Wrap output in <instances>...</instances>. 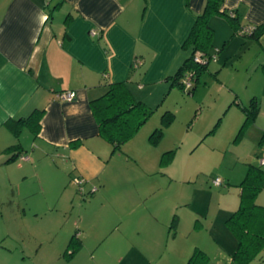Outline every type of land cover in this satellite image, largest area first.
<instances>
[{
    "label": "crops",
    "instance_id": "0c3cea01",
    "mask_svg": "<svg viewBox=\"0 0 264 264\" xmlns=\"http://www.w3.org/2000/svg\"><path fill=\"white\" fill-rule=\"evenodd\" d=\"M205 1L0 0V203L12 206L35 188L45 193L52 184L48 180L59 191L55 199L45 200V211L29 200V212L23 204L20 212L4 214L3 223L18 221L20 213L29 224L15 233L11 226H0V264H186L195 248L208 255V264H239L231 258L237 242L226 233L214 235L209 247L192 243L186 253L170 240L181 235V217L171 236L170 230L160 231L170 222L166 215L163 225L164 210L174 212L184 203L182 195L168 207L163 200L144 203L153 196V185L119 182L113 194L108 192V163L123 144L111 152L90 107V100L116 82H125L136 99L158 107L173 89L171 76L189 56L183 44ZM222 8L233 11L243 27L264 22V0H224ZM209 23L214 29L209 52L224 58L214 69L219 73L235 56L240 61L228 81L218 78L231 94L228 107L244 116L241 106L252 97L258 101L259 111L244 137L254 129L249 136L254 134L255 162L248 164L259 165L257 158L264 155V32L258 40L233 33L221 15ZM135 59L140 63L134 65ZM241 69L244 95L234 80ZM64 90L75 91V98L59 99L56 94ZM38 113L37 128L27 124L26 118ZM73 141H79L76 147L70 146ZM147 149L154 160L156 151ZM134 156L143 175L152 172L145 165L150 155ZM78 177L85 179L84 190L96 186L84 202L72 194ZM256 202L264 205L261 195ZM74 234L79 249L66 256ZM162 238L170 243L159 253ZM248 264H264V248Z\"/></svg>",
    "mask_w": 264,
    "mask_h": 264
},
{
    "label": "rangeland",
    "instance_id": "374dc122",
    "mask_svg": "<svg viewBox=\"0 0 264 264\" xmlns=\"http://www.w3.org/2000/svg\"><path fill=\"white\" fill-rule=\"evenodd\" d=\"M223 59L217 56L215 59H209L206 66L199 72L198 80L195 79L197 83L193 80V86L196 85L193 92H187L179 85L172 86L173 89L168 90L164 95L163 102L158 107L155 105L152 108L154 111L149 118L122 145L119 155L110 159L108 165L111 174L107 173L109 177H104L105 186L109 188L110 194L115 192L117 189L115 184L119 182L126 185L155 186L153 196L144 201L147 206L155 200H163L165 206L169 207L171 199L182 195L184 203L174 209V212L171 207L164 210L162 218L164 220L167 215L170 222L162 226L160 231L165 234L167 230H170L171 236L175 231L173 228L170 229L173 216L181 217L183 222L181 235L175 240H170L174 242L176 248L183 249L186 253L190 251L192 243L198 245L207 243V247L212 246L215 243L214 235L217 234L226 233L230 236L228 240H236L225 220L238 207V184L245 175L248 163L255 162L251 154L257 149L253 144V138H250L254 135V129L248 131L247 137H244L243 132L239 135L244 116L243 114L241 116L238 109L228 107L231 94L218 81V78L223 81L231 78V72L240 65L239 57L228 59L218 73L214 68L217 65L221 67L224 63ZM243 74L241 69L239 74L234 76L242 95L246 93L242 88V83H245ZM166 109L174 114L168 124H165L161 118ZM159 126L163 127V134L157 142H153L149 135L155 127ZM250 132H253L251 136H249ZM147 147L156 151L155 161ZM26 148L31 152L28 144ZM170 149L174 150V153L168 163L161 167L160 155ZM137 154L151 156L145 164L149 171H152L151 173L142 174L138 160L135 158L137 156H134ZM257 163L259 164V158ZM140 166L143 165L140 164ZM161 168L165 169L160 170ZM216 178L221 180L217 185L213 183ZM48 183L52 184L47 185L45 193H40L35 188L32 195L37 196L30 195L24 199L19 196L12 206L9 202L0 203V213L2 212L0 226H11L10 229L15 233L24 225H28L29 223H23V215L20 213L17 214L18 221L14 217V220L3 223L4 214L9 216L12 211L14 214L20 212L23 204L28 207L29 212V200L32 203L41 204V209L44 210L45 200L49 197L55 199L59 192L58 187L57 190L54 187L55 182L48 180ZM74 187L76 190L72 187V194L75 199L84 202L89 198L87 190H84L82 194L76 185ZM93 187L96 186H91L89 189ZM258 195H261L264 201V187ZM128 197L127 193L126 198ZM36 198L42 203L34 202ZM165 221L162 222L163 225ZM164 238L159 239L160 243L157 240L161 251L159 253L164 252L165 247L170 243L167 245ZM228 240H226L227 244Z\"/></svg>",
    "mask_w": 264,
    "mask_h": 264
},
{
    "label": "trees",
    "instance_id": "16d2710c",
    "mask_svg": "<svg viewBox=\"0 0 264 264\" xmlns=\"http://www.w3.org/2000/svg\"><path fill=\"white\" fill-rule=\"evenodd\" d=\"M224 0H206L201 13L196 16L195 22L184 41L183 47L190 50L189 56L171 76V84L179 85L181 76L188 70H193L194 81L198 80L199 72L206 64H198L193 61L196 52L210 54L214 29L209 20L214 15L225 17L232 27L233 33H240L242 36L258 40L264 32V22L252 26L249 31L241 32L243 28L238 16L233 11H227L222 8ZM70 18L66 17V22ZM196 79V80H195ZM195 85L187 92H193ZM235 104H239L233 101ZM90 107L97 122L99 135L111 145V152L114 153L120 149L121 145L130 139L140 128V126L149 118L154 111L144 102L136 99L128 89L125 82H116L109 84L107 91L98 98L90 100ZM244 112V119L239 129V135H244L246 128L256 118L259 111V104L255 97H252L248 104L241 106ZM174 114L171 111H164L161 118L165 124H168ZM40 113L26 118L27 124L37 128ZM20 120H18V123ZM18 126V125H17ZM244 130V131H243ZM163 134V127H155L150 133L149 138L157 142ZM79 141L70 143L71 147H76ZM17 144L11 145L5 149L9 151L15 149ZM174 150L164 151L160 155V166L164 167L170 160ZM14 158L11 156L10 160ZM239 204L238 207L230 213L225 223L236 239L237 245L231 258L239 264H248L264 248V205L256 202L259 192L264 187V167L261 165L248 164L243 179L238 184ZM177 216L174 215L171 221L170 229H175ZM80 241L76 235H72L65 249V255L70 256L79 249ZM209 257L201 249L195 248L189 256L186 264H208Z\"/></svg>",
    "mask_w": 264,
    "mask_h": 264
},
{
    "label": "built area",
    "instance_id": "2783aa9c",
    "mask_svg": "<svg viewBox=\"0 0 264 264\" xmlns=\"http://www.w3.org/2000/svg\"><path fill=\"white\" fill-rule=\"evenodd\" d=\"M252 28V26L247 25L246 27H243L241 29V32H246L249 31ZM217 56L216 51L213 53H204V52H196L193 56V61L198 63V64H207L209 59L213 58L215 59ZM139 60L135 59L134 61V65L139 64ZM194 71L193 70H188L186 72H184V74L181 76L180 78V82L182 84V87L188 91L192 88L193 85V80H194ZM56 96L61 99V100H72L75 98L76 96V92L73 90H64V91H60L56 94ZM23 158V157H22ZM259 165L264 167V155L259 157ZM74 182L76 183L78 190L80 193H84V189H83V185L85 182V179L82 177H78L74 179ZM221 182V180L219 178H216L213 180L214 184H219ZM96 189V187H93L92 189H89L88 194L94 192Z\"/></svg>",
    "mask_w": 264,
    "mask_h": 264
}]
</instances>
